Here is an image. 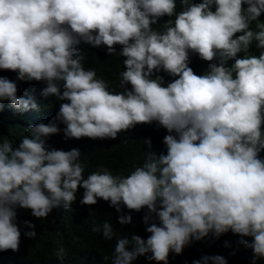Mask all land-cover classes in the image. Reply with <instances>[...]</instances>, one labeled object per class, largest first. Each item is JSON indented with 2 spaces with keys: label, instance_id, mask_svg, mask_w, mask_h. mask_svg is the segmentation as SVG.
Returning a JSON list of instances; mask_svg holds the SVG:
<instances>
[{
  "label": "clouds",
  "instance_id": "9594fccd",
  "mask_svg": "<svg viewBox=\"0 0 264 264\" xmlns=\"http://www.w3.org/2000/svg\"><path fill=\"white\" fill-rule=\"evenodd\" d=\"M262 14L264 0H0V69L20 81L46 82L42 95L62 101L51 121L27 127L30 135L18 146L0 140V251L20 249L18 207L44 219L53 209L70 210L82 187L81 204L103 199L118 212L121 204L148 209L147 239L118 236L108 220L92 227L106 240L115 238L112 264L140 257L168 264L170 253H182L193 239H219L229 231L252 249V264L264 258ZM165 16L163 30L154 28ZM254 42L261 50L255 55ZM78 45L119 55L122 91L85 67ZM190 54L209 62L202 75L189 66ZM161 71L174 79L166 82ZM17 93V83L0 76V112L3 101L17 112L40 111L34 97ZM57 121L66 125V139L94 140L156 122L169 133L167 151L158 153L146 138L142 166L129 175L101 165L85 178L79 149L47 144L61 131ZM153 213L159 223H149ZM132 220L119 217L121 224ZM23 224L33 229L24 235L35 239L36 225ZM55 254L63 259L65 249ZM210 262L228 259L204 255L193 264Z\"/></svg>",
  "mask_w": 264,
  "mask_h": 264
},
{
  "label": "trees",
  "instance_id": "16d2710c",
  "mask_svg": "<svg viewBox=\"0 0 264 264\" xmlns=\"http://www.w3.org/2000/svg\"><path fill=\"white\" fill-rule=\"evenodd\" d=\"M199 2V0H196ZM181 10L179 2L177 3V12ZM169 17H162L160 23L153 25L154 28L163 30L164 21ZM264 21V14L260 17ZM254 27V25H253ZM83 43V42H82ZM81 45V44H80ZM78 47L84 56L83 63L86 68H95L98 77L109 82L110 89L117 92L122 91L120 84V73L124 71V66L120 63L118 54L109 56L105 46L85 49ZM120 45H116L117 52L121 50ZM251 54H259L261 50L257 49L255 42L251 46ZM240 55H243L241 53ZM190 67L198 75H202L207 69L209 62L201 60L196 54L191 55ZM125 57H123V60ZM233 61H229L231 64ZM165 78L166 82L174 77L161 71L157 73ZM0 76L8 77L18 85V96L21 98L34 97L40 105V111L29 109L24 112H17L10 107L8 101H3V111L0 112V140L10 139L13 146L20 143V137L30 135L27 127L41 121L47 123L56 116L62 101L55 96L45 97L42 95L46 87L44 81H20L17 79V73L0 69ZM131 88V85H125ZM67 102V101H63ZM59 124L61 131L58 134L48 138L47 144L50 148L71 150L77 148L81 152V161L85 165V178L91 172L96 171L101 165L109 168L114 175H129L137 166H142L144 153L148 150L144 144L146 138H151L153 149L158 153H165L167 146L163 143V137L167 130L153 122L152 124H139L135 128L118 134L116 139H66L63 123ZM175 134V133H173ZM126 141V142H122ZM264 157V151L260 153ZM84 189L79 188L77 200L73 203L70 210L63 207L53 209L47 218L39 219L32 215L30 209L17 208V223L21 228V243L18 252L12 250L0 251V264H112L111 255L116 243L115 238L106 240L102 233L92 231L95 224H102L105 220L112 223L118 236H128L133 233L147 239L151 233L146 231V225L143 217L148 213L145 207L137 212L129 210L123 204L120 205L121 211L111 206L110 202L98 199L94 205H84L80 203L83 197ZM121 214H130L133 217L132 223L121 224L119 217ZM153 220L149 223H159L155 214H152ZM24 220H29L36 225L34 231L37 236L35 239L24 235V232L33 229L23 224ZM240 237L231 231L223 234L219 239H215L211 234L204 240L193 241L184 248L180 254L170 253L168 264H193L196 259H201L204 255H223L228 259V264H252L253 251L238 245L236 242ZM251 240L252 237H244ZM228 241L230 246H225ZM63 247L66 255L63 259L56 256V250ZM235 252V255H231ZM147 255H151L148 253ZM104 256L109 260L105 261ZM134 264H158L157 261H149L146 257H140ZM163 264V262H159ZM211 264V262H210ZM257 264H264V258H259Z\"/></svg>",
  "mask_w": 264,
  "mask_h": 264
}]
</instances>
